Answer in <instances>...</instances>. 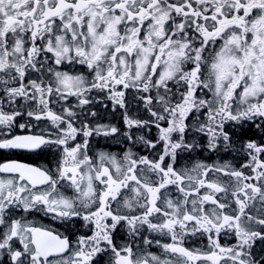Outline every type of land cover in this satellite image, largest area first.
<instances>
[{"label":"snow or ice","instance_id":"1","mask_svg":"<svg viewBox=\"0 0 264 264\" xmlns=\"http://www.w3.org/2000/svg\"><path fill=\"white\" fill-rule=\"evenodd\" d=\"M0 149V264H264V0H0Z\"/></svg>","mask_w":264,"mask_h":264},{"label":"flooded vegetation","instance_id":"2","mask_svg":"<svg viewBox=\"0 0 264 264\" xmlns=\"http://www.w3.org/2000/svg\"><path fill=\"white\" fill-rule=\"evenodd\" d=\"M109 147H112V149L115 150V146L110 145ZM9 161L25 163L35 167H41V166L47 167V163L51 162V158L45 156L36 157L31 153L23 152L20 150H11L9 152L0 149V163L9 162Z\"/></svg>","mask_w":264,"mask_h":264}]
</instances>
